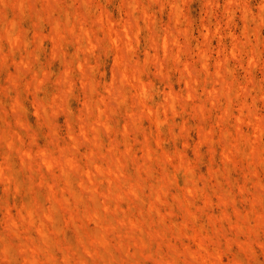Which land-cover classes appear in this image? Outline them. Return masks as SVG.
I'll list each match as a JSON object with an SVG mask.
<instances>
[{"label": "rangeland", "instance_id": "374dc122", "mask_svg": "<svg viewBox=\"0 0 264 264\" xmlns=\"http://www.w3.org/2000/svg\"><path fill=\"white\" fill-rule=\"evenodd\" d=\"M0 8V264H264V0Z\"/></svg>", "mask_w": 264, "mask_h": 264}, {"label": "bare ground", "instance_id": "6f19581e", "mask_svg": "<svg viewBox=\"0 0 264 264\" xmlns=\"http://www.w3.org/2000/svg\"><path fill=\"white\" fill-rule=\"evenodd\" d=\"M17 1H19V0H17ZM22 1H23V3H24V0H22ZM49 1H50V0H49ZM10 2H11V1H10ZM29 2H30V1H29ZM29 2H28V3H29ZM32 3H33V2H31L29 6H31ZM34 3H35V2H34ZM5 4L8 5L9 3H5ZM13 4L16 5L15 7H18V6H17V4H18L17 2H16V3H13ZM13 4L11 3L10 5L13 6ZM10 5H9V6H10ZM34 5H35V4H32V8H33ZM22 6H23V5H22ZM11 8H13V7H11ZM26 8H27V7H26ZM30 8H31V7H30ZM32 8H31V9H32ZM50 8H51V7H50ZM50 8H49V9H50ZM0 9H1V8H0ZM4 9H5V8H4ZM4 9H1V11H2V10L4 11ZM13 9H14V8H13ZM13 9H12V11H13ZM21 9H22V8H21ZM49 9H48V10H49ZM51 9H52V8H51ZM22 10H23V9H22ZM27 10H29V9H27ZM18 14H19V13H18ZM50 14H51V12H50ZM0 15H1V17L3 16L1 13H0ZM2 18H3V17H2ZM9 22H10V24H8L9 26H8V28L6 29V34L8 35V37L14 38V39L16 40L15 42H17V40H18L19 38H21V40H23L22 37H24V36H22L23 34H22L20 31H19V32H20L19 34H21V35H19V36H21V37H19V36H15V37H13L14 35H16V34H15V24H14V22H12V18H11V21L9 20ZM0 24H4V21H2ZM6 25H7V23H6ZM128 25H129L130 27H132L129 23H128ZM0 26H1V25H0ZM17 26H18V25H17ZM126 26H127V24H126L124 27H126ZM129 26H128V27H129ZM128 27H126V28H128ZM130 27H129V29H132V28H130ZM0 28H1V27H0ZM126 28H124L125 31H123V32H126V34H127L129 31H128ZM4 30H5V29H4ZM130 31H131V30H130ZM133 31H134V29H133ZM133 31H131V32H133ZM0 32H1V30H0ZM0 34H1V33H0ZM81 34L87 36V33H86L85 31H82ZM109 34L111 35L110 38L114 39L113 41H115V42L118 41V40H117V39H118V38H117V37H118V33H115V32L113 31V27H111V26H110ZM124 34H125V33H123L122 35L124 36ZM126 34H125V36H128V38H131V37H132V36L129 37V35H128V34L126 35ZM131 34H132V33H131ZM17 35H18V31H17ZM132 35H134V33H133ZM38 36H39V35H38ZM38 36H36V37H38ZM86 36H85V37H86ZM123 36H122V37H123ZM41 37H42V36H40V38H41ZM90 37H91V36H90ZM120 37H121V34H120ZM120 37H119V38H120ZM4 38L6 39L7 37L4 36ZM88 38H89V37H88ZM132 38H133V37H132ZM134 38H136L135 35H134ZM166 38H167V37H166ZM78 39H79V41H78L79 44L77 43V41H76V43L78 44V46H79V45L82 46V45H83V39H84V38H82V36H79ZM91 39H92V38H91ZM7 40H8V39H7ZM37 40H38V38H37ZM120 40H121V39H119V41H120ZM123 40H124V41L126 40V42L128 41L127 44L129 45V47L133 45V44H132V41H131L130 39H125V37H124ZM129 40H130V41H129ZM154 40H155V41H154V42H155L154 45L156 46V49H159V47H162V49H163L164 52H168L169 50L171 51V49H170V41H169L168 39H164V40L162 41V44H161L158 40H156V39H154ZM13 41H14V40H12V43H13ZM19 41H20V40H18V43H20V42H24V40H23V41H20V42H19ZM38 41H39V40H38ZM86 41L88 42L87 39H86ZM90 41H91V40H89V43H90ZM8 42H9V41H8ZM41 42H42V41H41ZM56 42H57V41H55V46H57L58 48H59L60 46L62 47L61 44H60V45L58 44V45H59V46H58ZM87 42H86V45H90V44H91V43L88 44ZM18 43H17V44H18ZM59 43H60V41H59ZM8 44H9V43H8ZM17 44H13V45H16V46H18V47L21 45V44H20V45H17ZM9 45H11V44H9ZM0 46H1V45H0ZM90 46L93 47V44H91ZM90 46H89V47H90ZM155 46H154V47H155ZM3 47H4V46H3ZM13 47H14V46H13ZM20 47H21V46H20ZM23 47H26V46L24 45ZM57 47H56V48H57ZM61 47H60V49H62ZM76 47H77V46L75 45V48H76ZM89 47H86V49L89 48ZM14 48H16V47H14ZM58 48H57V49H58ZM79 48H80V47H79ZM83 48H84V46L80 48V49H81L80 51H82V50L85 49V48H84V49H83ZM90 48H91V47H90ZM171 48H172V47H171ZM9 49H10V46H9ZM18 49H19V48H18ZM24 49L26 50V48H24ZM52 49L55 50V51H53V52L56 53L57 50L54 49V48H52ZM91 49H92V48H91ZM115 49H116V48H115ZM87 50H88V49H87ZM87 50H84V51H82V52H85V51H87ZM1 51H2V50H1ZM9 51H10V50H9ZM59 51H60V50H59ZM78 51H79V50H78ZM4 52H5V51H4ZM10 52H12V51H10ZM29 52H30V50H29ZM89 52H90V51H89ZM89 52H88V53H89ZM2 53H3V52H2ZM31 53H32V52H31ZM86 53H87V52H86ZM86 53H85V54H86ZM57 54H58V52H57L55 55H57ZM158 54H159V53H158ZM165 54H166V53H165ZM168 54H170V53H167V55H168ZM171 54H172V53H171ZM152 55H153V54H152ZM30 56H31V55H30ZM85 56H87V55H85ZM168 56H169V55H168ZM172 56H173V54H172ZM24 57H25V56H24ZM76 57H77V56H76ZM88 57H89V56H88ZM88 57H87V58H88ZM116 57H117V56H116ZM153 57H154V56H153ZM82 58H83L84 60L86 59L84 62H87V58H84V57H82ZM154 58H155V57H154ZM165 58H166V57H165ZM77 59H78V58H77ZM155 59H156V58H155ZM157 59H158V58H157ZM157 59H156V61H157ZM176 59H177V58H176ZM25 60H26V59H25ZM25 60H24V61H25ZM27 60H28V58H27ZM30 60H31V59H30ZM30 60H29V61H30ZM66 60H67V62L69 61V63H70V61L73 60V59H71V60L66 59ZM66 60H65V62H66ZM116 60H118V61H115V62L117 63V66H118V67L116 66V64H115V66H116L117 69H119V72L121 73V70H123V69H124V71H125V68H127V67L125 66V68H124V65H125V64H124V61H120L118 57H117ZM158 60H159V59H158ZM77 61H79V59H78ZM77 61H76V62H77ZM81 61L83 62V60H81ZM81 61L78 62V65H79V63L83 64ZM30 62H31V61H30ZM122 62H123V63H122ZM159 62H160V61H159ZM159 62H158V64H159ZM20 63H21V64L24 63L23 60H22V62H20ZM32 63H33V62H31V64H32ZM160 63H161V62H160ZM4 64H5V62H4ZM27 64H28V63H27ZM27 64L25 63V66H30V65H27ZM72 64H73V62H72ZM81 64H80V65H81ZM84 64H85V63H84ZM161 64H162V63H161ZM161 64H160V65H161ZM163 64H164V63H163ZM163 64H162V65H163ZM187 64H188V63H187ZM187 64H186V65H187ZM32 65H33V64H32ZM32 65H31V66H32ZM78 65H75V66H78ZM85 65H86V64H85ZM87 65H88V64H87ZM122 65H123V66H122ZM21 66H22V65H21ZM25 66H24V67H25ZM156 66H158V65L156 64ZM188 66H189V65H188ZM188 66L186 67L187 70L189 69ZM19 67H20V66H19ZM24 67H23V68H24ZM81 67H84V68L86 69V67L83 66V65H82ZM159 67H160V66H159ZM159 67H157V68H159ZM21 68H22V67H21ZM29 68H31V67H29ZM66 68H67V67H66ZM71 68H72V65H71ZM78 68H80V67H78ZM84 68H82V69H84ZM162 68H163V67H162ZM190 68H192V67H190ZM26 69H27V67L24 68V70H26ZM64 70H65V69H64ZM67 70H68V69H67ZM71 70H72V69H71ZM71 70L69 69L68 72L65 71L67 74L63 73L61 76H62V77L64 76V77H63V78L60 77L59 79L62 78V80H64L65 76L67 75V77H66L67 79H65V81H63V82H66V83L69 82V83H70V81H72V80H71V78H70L71 75L68 74V73H69ZM73 70H74V69H73ZM75 70H76V69H75ZM79 70H81V69H79ZM126 70H127V71H125V73H124V71H123V73H121V75H122V74H123V75L130 74V73L128 72V71H130V69H126ZM187 70H186V71H187ZM22 71H23V69H22ZM26 71H27V70H26ZM26 71H23V73H25ZM28 71H29V70H28ZM28 71H27V72H28ZM34 71H35V73H36V70H33V72H34ZM81 71L83 72L84 70H81ZM86 71H87V70H86ZM86 71H84V72L86 73ZM137 71H139V73H138ZM137 71L135 72L134 75H133V74H131V75H132V76L137 75L138 77H141L140 75H138V74H141V71H140V70H137ZM189 71H191V69H189ZM189 71H188V72H189ZM119 72H118V70H117L116 73L118 74ZM126 72H128V73H126ZM130 72H131V71H130ZM35 73H34V75H35ZM131 73H134V72H131ZM136 73H138V74H136ZM191 73H192V71H191ZM117 74H116V75L114 74L115 77L117 76ZM184 74H186V73H184ZM34 75H33V77H34ZM36 75H37V74H36ZM68 75H69V76H68ZM123 75H122V77H121L122 80H124L123 78H125ZM187 75L190 76V73H188ZM21 77H22V75H21ZM21 77H20V78H21ZM36 77H37V76L34 77V80H35ZM40 77H41V79H40V78H39V79H40V82H41V81L44 79V78H43L44 75H43V77H42V76H40ZM115 77H114V78H115ZM126 77H128V76H126ZM190 77H191V76H190ZM14 78H15V77H14ZM75 78H76V77H75ZM129 78L131 79V76H129ZM134 78L137 79V77H134ZM192 78H193V77H192ZM192 78H188V81L190 80V82H191ZM12 79H13V78H12ZM12 79H11L10 81H12ZM45 79H46V76H45ZM45 79H44L43 83L46 82ZM48 79H49V78H48ZM59 79H58V83H61V81H59ZM68 79H69L70 81H66V80H68ZM72 79H74V77H73ZM127 79H128V78H127ZM135 79H134V80H135ZM138 79H139V78H138ZM138 79H137V80H138ZM16 80H17V79H16ZM37 80H38V78H37ZM46 80H47V79H46ZM132 80H133V78H132ZM132 80H131V83L128 84V85L135 84L136 87H137L138 85L141 86L142 88H143V87H145V88L148 87V84H147V86H146V84H145L146 81L144 82L145 85H143V84L141 85L142 81H141V79H140V80H138V81H139V82L141 81V83L139 84V82H137V83H138V85H137L136 82H134V81H133L134 83H132ZM137 80H135V81H137ZM186 80H187V79H186ZM14 81H15V80H14ZM48 81H49V80H48ZM74 81H75V79H74ZM86 81H87V79H86ZM127 81H128V80H127ZM127 81L125 82V80H124L125 83H129V82H127ZM143 81H144V79H143ZM34 82H35V81H34ZM37 82H38V81H36L35 86L37 85ZM63 82H62V84H63ZM72 82H73V81H72ZM124 82H123V84H125ZM190 82H189V83H190ZM11 83H13V81H12ZM17 83H18V82H17ZM69 83H68V86H69V88H70V87H72V85H70ZM189 83H188V84H189ZM14 84H15V82H14ZM71 84H72V83H71ZM113 84H114V83H113ZM33 85H34V84H33ZM63 85H65V84H63ZM73 85H74V84H73ZM111 85H112V84H111ZM126 85H127V84H126ZM10 86H11V85H10ZM13 86H14V85H13ZM15 86H16V85H15ZM17 86H18V85H17ZM40 86H41V84H40ZM60 86H61V84H60ZM68 86H67V88H68ZM124 86H125V85H124ZM131 87H132V85H131ZM136 87H135V88H136ZM36 88L38 89V88H40V87H38V85H37V87H35V89H36ZM65 88H66V87H65ZM67 88H66V90H67ZM69 88H68V89H69ZM111 88H113V87L111 86ZM124 88H125V87H124ZM135 88H134V89H135ZM142 88H141V90H142ZM73 89H74V88H73ZM109 89H110V88H109ZM121 89H123V87H122ZM121 89H120V91H118L119 89H115V87H114V90H116L115 92H116L117 94H118V92H120V95L122 94L121 91H123V90H121ZM139 89H140V87H138V90H139ZM146 89L148 90V88H146ZM146 89H145V90H146ZM114 90H113V92H114ZM38 91H40V90L38 89ZM44 91H45V90H44ZM63 91H65V90L63 89ZM110 91H112V89H111ZM117 91H118V92H117ZM149 91H150V90H149ZM67 92H68V90L66 91V93H67ZM72 92H73V91H72ZM113 92H112V94H113L114 96H117L116 93L114 94ZM62 93H63V92H62ZM66 93L64 92L63 94H66ZM110 93H111V92H110ZM150 93H151V92H150ZM60 94H61V93H60ZM60 94H59V96H60ZM112 94H110V95L112 96ZM123 94H125V93L123 92ZM123 94H122V95H123ZM135 94H137L136 91H135V93H134V97L138 96V94H137L136 96H135ZM168 94H170V92H168ZM190 94H191V93H190ZM190 94H189V95H190ZM209 94H211V93H209ZM174 95H175V94H173V96H174ZM212 95L215 96V97H214L215 99L218 97V96L216 97L215 92L212 93ZM212 95H210V97H211ZM63 96H64V95H63ZM63 96H62V94H61V98H60V97H59V98H60V99H62V98L65 99L67 95H66L65 97H63ZM114 96H113V97H114ZM140 96H141V95H140ZM168 96H169V99H168ZM168 96H166V98H167L168 101H169L170 99H172V95L170 94V95H168ZM213 96H212V97H213ZM120 97H122L123 99L125 98L124 96H120ZM120 97H119V98H120ZM138 97H139V96H138ZM138 97L136 98V100H137V99H140V98H138ZM150 97H151V95H150ZM210 97H209V99H210ZM56 98H57V97H56ZM114 98H115V97H114ZM142 98H143V96H142ZM39 99H40L39 102H41V104H43V103H42L43 100L41 101V98H39ZM53 99H54V98H53ZM60 99H59V100H60ZM105 99H106V98H105ZM105 99H104V100H105ZM211 99H212V98H211ZM141 100H142V99H141ZM143 100H144V98H143ZM54 101H56V99H54ZM54 101H53V102H54ZM60 101H61V100H60ZM60 101H58V102L61 103L62 101H61V102H60ZM137 101H138V100H137ZM58 102H57V104H59ZM135 102H136V101H135ZM139 102H140V100H139ZM139 102H138V103H139ZM142 102H143V101H142ZM144 102H145V101H144ZM144 102H143V103H144ZM90 103H91V102H90ZM140 103H141V102H140ZM143 103H141V104H143ZM17 104H19V103L17 102L16 105H17ZM39 104H40V103H39ZM88 104H89V103H88ZM88 104L86 103V106H87ZM167 104H168V105H167ZM62 105H63V104H62ZM62 105H61V106H62ZM91 105H94V103L91 104ZM143 105H144V104H143ZM148 105H149V104H148ZM166 105H167L166 107H168V109L170 110V108H169V103H166ZM40 106H41V105H39V107H40ZM64 106H66V105H64ZM64 106H63V107H64ZM89 106H90V104L88 105V107H89ZM41 107H42V106H41ZM145 107H146V106H145ZM149 107H151V105H149ZM149 107H146V108L148 109V111H150V110L153 108V107H152V108H149ZM86 108H87V107H86ZM89 108H90V107H89ZM99 108H101V107L99 106ZM149 109H150V110H149ZM153 109H154V108H153ZM165 109H166V108H165ZM92 110H93V109H92ZM92 110H91V108H90V110H88V111H92ZM169 110L166 111V112H169ZM171 110H172V109H171ZM173 110H174V109H173ZM173 110H172V111H173ZM152 111H154V110H152ZM163 111H164V110H163ZM166 112H163V114H164V113L166 114ZM154 113H155V112H154ZM165 114H164V115H165ZM152 117L154 118V116H152ZM155 117H156V114H155ZM155 119L157 120V117H156ZM155 119H154V120H155ZM99 120H100V122H101V119H99ZM102 121H103V120H102ZM100 122L98 121L99 125H100ZM103 122H104V121H103ZM103 122H102V124H103ZM102 124L100 125L101 127H102ZM99 125H98V127H99ZM105 125H106V124H103V127H105ZM157 126L159 127V125H157ZM158 127H157V128H158ZM85 132H86V131H85ZM85 132H84V136L87 135V134H85ZM82 134H83V133H82ZM11 140H12V139H11ZM11 140H9V141H11ZM5 142H6L5 144L10 143V142H8V141H5ZM13 143H14V141H12V144H13ZM12 144H11V145H12ZM14 144H15V143H14ZM14 144H13V146L15 147ZM8 147H9V145H8ZM7 157H8V156H7ZM9 157H10V156H9ZM44 157L47 158V156H45V155H44ZM69 158L72 159V157H69ZM69 158L67 157L68 161L70 160ZM43 159H44V162H45L46 159H45V158H43ZM47 159L50 160L49 158H47ZM66 161H67V160H66ZM68 161H67V162H68ZM70 161H71V160H70ZM73 162H74V160L72 161V163H73ZM46 163L48 164V163H50V162H49V161L47 162V160H46L45 164H46ZM68 164H69V162H68ZM69 165H71V166L74 165V166H75L76 164L73 163V165H72V164H69ZM64 166H65V165H64ZM74 166H73V168H74ZM67 167H68V165H67ZM67 167H65V168L68 169ZM75 168H77V165L75 166ZM66 169H65V170H66ZM69 169H70V168H69ZM77 169H78V168H77ZM0 171H1V170H0ZM1 172H2V171H1ZM1 174H2V173H1ZM88 174H91V173L88 172ZM3 175H4V174H3ZM3 175H2V176H3ZM89 176H90V175H89ZM68 177H69V176H68ZM90 178L92 179V177H90ZM90 178H89V179H90ZM91 179H90V180H91ZM92 181H93V180H92Z\"/></svg>", "mask_w": 264, "mask_h": 264}]
</instances>
